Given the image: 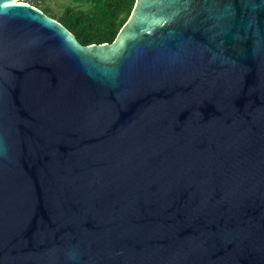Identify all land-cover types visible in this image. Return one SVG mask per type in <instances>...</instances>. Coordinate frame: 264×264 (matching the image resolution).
I'll use <instances>...</instances> for the list:
<instances>
[{"label": "water", "instance_id": "water-1", "mask_svg": "<svg viewBox=\"0 0 264 264\" xmlns=\"http://www.w3.org/2000/svg\"><path fill=\"white\" fill-rule=\"evenodd\" d=\"M24 4L0 0V264H264V0H135L88 45Z\"/></svg>", "mask_w": 264, "mask_h": 264}, {"label": "trees", "instance_id": "trees-1", "mask_svg": "<svg viewBox=\"0 0 264 264\" xmlns=\"http://www.w3.org/2000/svg\"><path fill=\"white\" fill-rule=\"evenodd\" d=\"M29 3L62 23L82 45L112 42L131 14L135 0H72L58 16L49 5Z\"/></svg>", "mask_w": 264, "mask_h": 264}, {"label": "rangeland", "instance_id": "rangeland-1", "mask_svg": "<svg viewBox=\"0 0 264 264\" xmlns=\"http://www.w3.org/2000/svg\"><path fill=\"white\" fill-rule=\"evenodd\" d=\"M38 2L40 6L49 5L51 7V13L55 14L56 16L62 13L65 6L72 4V0H38Z\"/></svg>", "mask_w": 264, "mask_h": 264}, {"label": "snow or ice", "instance_id": "snow-or-ice-1", "mask_svg": "<svg viewBox=\"0 0 264 264\" xmlns=\"http://www.w3.org/2000/svg\"><path fill=\"white\" fill-rule=\"evenodd\" d=\"M13 2H17V0H13ZM18 2H19L20 5H22L23 7H27V5L24 4V0H18Z\"/></svg>", "mask_w": 264, "mask_h": 264}]
</instances>
